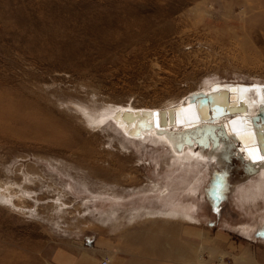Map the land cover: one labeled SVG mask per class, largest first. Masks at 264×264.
I'll use <instances>...</instances> for the list:
<instances>
[{
    "label": "rangeland",
    "instance_id": "374dc122",
    "mask_svg": "<svg viewBox=\"0 0 264 264\" xmlns=\"http://www.w3.org/2000/svg\"><path fill=\"white\" fill-rule=\"evenodd\" d=\"M261 9L0 0V92L35 97L66 131L38 130L25 108L0 122V264H61L75 249L82 264H264L262 167L252 175L198 142L177 160L117 120L122 107L184 106L213 83H264Z\"/></svg>",
    "mask_w": 264,
    "mask_h": 264
},
{
    "label": "bare ground",
    "instance_id": "6f19581e",
    "mask_svg": "<svg viewBox=\"0 0 264 264\" xmlns=\"http://www.w3.org/2000/svg\"><path fill=\"white\" fill-rule=\"evenodd\" d=\"M260 12L259 16H261L262 20L261 22H257L255 27L264 30V9H261ZM226 87L232 88V91H235L230 94V101H240L243 98L247 100V113L226 115L215 122H199L195 112L196 101L194 99L196 98H188L189 101L184 106H174L165 109L160 108L167 113L165 116L167 123L163 126L160 124V109L150 111L149 109L136 110L132 107H122L117 112V117H119L117 120L122 124V128L126 130L127 133H130L129 135L132 137L143 136L144 138H149L148 134H153V136H155V141L164 140L169 142L172 146L174 145L176 150L181 151L177 153V160H179V158L183 160L185 158L187 159L188 157L186 154L182 155L180 153H185L188 147H194L193 144L198 142L200 147L203 146V148L222 152L223 160L226 158L229 164L234 159H241L244 166L246 165L247 171L252 175L260 172L259 169L262 167L263 171H261V174L264 176V159H262L264 153L261 149V144L258 142L257 129L252 121V118L258 113L259 106L264 104V83H213L209 88L198 90L195 94L196 97L207 95L218 92ZM19 99H22V96L0 92L1 123H4V120L8 117L10 118V115L16 112V110L25 108V119L38 130L46 131L49 136H51V134L54 135L52 137L61 135V133L65 134V129L60 125L62 124L64 126V123L60 118L50 114V109L47 105L38 104L39 101L35 97H25V104ZM29 102L34 103L35 107L29 108ZM40 109H43L42 114L47 117L44 118L42 116V119L37 118V115L41 114ZM125 112H130V114L134 115H137L136 112H139L140 115L134 118L132 122H127L122 118ZM103 120L104 118L101 121ZM179 126L185 127L183 131H179ZM70 141L74 142V139H70ZM185 144L188 145L184 146ZM234 146L240 149L238 151L240 152V154L238 153L240 155L239 158L238 156H233ZM173 159L176 161L175 158ZM167 190L165 191L162 190V188H157L159 193H162V191L167 192ZM186 215L188 216V214Z\"/></svg>",
    "mask_w": 264,
    "mask_h": 264
},
{
    "label": "water",
    "instance_id": "95a60500",
    "mask_svg": "<svg viewBox=\"0 0 264 264\" xmlns=\"http://www.w3.org/2000/svg\"><path fill=\"white\" fill-rule=\"evenodd\" d=\"M234 92L235 91H232V88L226 87L215 93L192 97L196 98L194 99L196 101L195 112L198 116L199 122H215L226 115L247 113L248 103L245 98L240 101H230V94ZM136 113L137 115L125 112L123 113L122 118L127 122H132L134 118L140 115L139 112ZM160 114V124L163 126L167 123V120L165 119L167 113L166 111L161 110ZM252 121L257 129L258 142L261 144L260 146L264 153V132L261 131V129L264 128V104L259 106L258 113L252 118Z\"/></svg>",
    "mask_w": 264,
    "mask_h": 264
},
{
    "label": "crops",
    "instance_id": "0c3cea01",
    "mask_svg": "<svg viewBox=\"0 0 264 264\" xmlns=\"http://www.w3.org/2000/svg\"><path fill=\"white\" fill-rule=\"evenodd\" d=\"M140 252H141V250H140ZM81 253H82L81 250L75 249V250H72L69 252H62V253L56 254L55 258L58 259L61 264H67V263H69V262L71 263L73 261H78L79 262L78 264H82L81 259L79 261V255H78ZM134 254L136 256L137 252L135 251Z\"/></svg>",
    "mask_w": 264,
    "mask_h": 264
},
{
    "label": "built area",
    "instance_id": "2783aa9c",
    "mask_svg": "<svg viewBox=\"0 0 264 264\" xmlns=\"http://www.w3.org/2000/svg\"><path fill=\"white\" fill-rule=\"evenodd\" d=\"M102 264H109V260L108 259H104Z\"/></svg>",
    "mask_w": 264,
    "mask_h": 264
},
{
    "label": "snow or ice",
    "instance_id": "6c2138e0",
    "mask_svg": "<svg viewBox=\"0 0 264 264\" xmlns=\"http://www.w3.org/2000/svg\"><path fill=\"white\" fill-rule=\"evenodd\" d=\"M261 131L264 132V128H262ZM262 159H264V157H262Z\"/></svg>",
    "mask_w": 264,
    "mask_h": 264
}]
</instances>
